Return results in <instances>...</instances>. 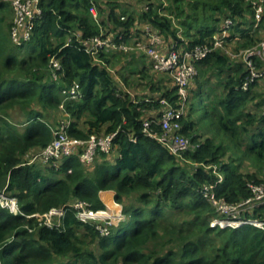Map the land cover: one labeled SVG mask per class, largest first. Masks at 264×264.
Masks as SVG:
<instances>
[{
  "label": "trees",
  "instance_id": "1",
  "mask_svg": "<svg viewBox=\"0 0 264 264\" xmlns=\"http://www.w3.org/2000/svg\"><path fill=\"white\" fill-rule=\"evenodd\" d=\"M158 1L153 9V0H41V15L30 39L17 44L11 38V5L0 0V192L14 196L22 212L13 214L0 205V264H264V229L251 224L225 229L209 226L208 217L216 212L203 188L215 183L217 175L183 164L143 132L144 120L161 116L160 100L178 107L177 86L168 73L153 71L147 56L136 49H101L95 60L82 46L83 40L97 35L135 46L148 41L146 27L164 38L167 46L180 42L171 19L159 13L163 1ZM168 2L163 10L182 25L185 48L211 44L224 18L233 22L228 41L242 40L247 44L243 46H249L264 40L259 32L264 30V12L256 24L253 2ZM235 47L230 44L229 48ZM53 56L61 64L56 79L49 66ZM141 58L147 67L131 69ZM121 59L130 75L138 76L135 97L107 68V62ZM196 67L185 110L192 117L200 104L204 113L202 120L180 116V133L192 144L181 157L194 163H217L223 174V181L213 189L217 198L247 199L251 196L248 183L262 180L239 171L232 156L224 157L233 145L260 172L264 168V92H256L258 80L244 90L246 67L218 49L196 62ZM121 77L128 83V78ZM210 77L216 83L210 84ZM73 82L79 96L65 99ZM60 105L71 118L66 129L70 137L116 133L109 151L98 149L90 163L80 160L79 152L54 162L29 163L31 155L53 139L59 126L53 128L49 112ZM15 109L24 113L22 130L10 120L9 113ZM204 125L206 131L210 127L215 132L214 137L200 139L202 134L195 130ZM106 190L114 192L126 216L109 227L108 235L100 234L98 222H80L70 207L58 226H39L28 217L73 200L102 210L100 193ZM126 198L131 200L125 202ZM263 206L245 215L261 219ZM186 208L194 217L179 223Z\"/></svg>",
  "mask_w": 264,
  "mask_h": 264
},
{
  "label": "built area",
  "instance_id": "2",
  "mask_svg": "<svg viewBox=\"0 0 264 264\" xmlns=\"http://www.w3.org/2000/svg\"><path fill=\"white\" fill-rule=\"evenodd\" d=\"M4 1L10 3L13 12V23L11 27L12 40L17 44H22L24 41H28L34 27L35 20L41 15V0ZM259 10H261V7L257 10L255 9L256 24L260 20ZM90 12L94 17H96L95 8L91 7ZM232 25L233 22L231 19H226L221 30L222 35H219V38L214 35L211 44H197L191 48H185L181 45L184 41H186L185 38H179L180 42L167 46V44L163 43L162 37L158 33L151 31L148 27H146L148 41L135 46H131L124 42L114 43L111 39L106 37L103 38L100 35L83 40L81 43L82 46H84V50L95 60L101 49L128 51L134 47V49L143 52L147 56L149 65L153 71L168 73L169 77L177 86V94L180 99L178 107L172 106L165 99L160 100V102L164 105L161 116L144 120L143 132L147 136L159 141L175 156H181L182 152L187 150L186 147L187 142L189 143V139L184 138L180 133L181 124L179 118L182 116L186 108L188 86L198 74L196 62L205 58L213 50H216V45H219V47L224 50V54L228 55L231 59L243 54V64L248 71V74L242 84V88L244 90L248 88L250 83L260 78H264V40L260 41L256 46L246 50H241L238 53L233 52V50L223 46V44L222 46L219 44L223 43L229 35L226 34V32L230 30ZM49 66L53 71V77L55 79L58 78L59 74H57V72L61 70L59 59L55 56L51 57L49 59ZM65 93V99H77L79 96L78 85L73 82ZM60 107L62 108V105H60ZM262 114L264 115V108L262 110ZM68 126L69 122H61L60 126L54 130V136L51 142L40 151L32 154L29 159V163L34 161H40L43 163H48L50 161L54 162L60 160L64 156L75 154L77 152H79L78 154L80 160L90 163L94 160V156L98 149L109 151L112 140L116 134L110 133L102 137L91 134L87 139H78L69 137L66 131ZM156 126L159 128L158 130L153 129V127ZM131 140L135 141L134 138ZM216 175L217 179L215 183L204 186L203 188L204 197L211 204V206L214 207L217 215L211 219L210 226H219L220 228H237L246 224H251L264 229V220L245 215L246 212L250 213V210L253 211L258 206L263 205L264 183L249 182L248 187L251 191V196L249 198L238 202H227L225 199L217 198L213 194V189L223 181V174L221 172H216ZM0 205L1 207L7 208L13 214H22L16 198L5 194L4 191L0 192ZM68 207L75 210L76 218L80 222H98L96 228L99 229L100 234L104 236L110 233V226H116L123 221L119 219V223H112L111 221L107 222L102 214L103 209L94 210L88 203L80 200H73L67 205H63L61 207H52L44 213H33L28 215V217L35 218L39 226H58L61 223ZM121 211L118 212L119 214L117 218H120L119 215L122 213Z\"/></svg>",
  "mask_w": 264,
  "mask_h": 264
},
{
  "label": "rangeland",
  "instance_id": "3",
  "mask_svg": "<svg viewBox=\"0 0 264 264\" xmlns=\"http://www.w3.org/2000/svg\"><path fill=\"white\" fill-rule=\"evenodd\" d=\"M154 3L156 5H154V8L155 9V6H157L159 4V1L158 0H153ZM163 1L162 4L160 5V7L158 8V11L159 13L161 14H164L167 18H170L171 19V22L173 23L172 25V28L173 29H177L176 31V36L179 37V38H187L186 34H181V29H183L182 25H179L177 23V21H175V19L173 18V16H175L174 14H169L171 12H168V11H165L163 10V8H165V6H168V0H161ZM247 2H253L252 4H254L255 6V9L257 10L259 7H261L262 10H259L260 14H262L264 11H263V2L264 0H246ZM163 3H165V5H163ZM163 10V11H162ZM13 17V15H12ZM177 18V17H176ZM226 19H222L220 21V26L223 27L224 23H225ZM230 31V30H229ZM229 31L226 32V34H229ZM259 32L261 34L262 37H264V30L263 29H259ZM214 35L219 38V35H222V32L221 34L220 33H214ZM162 41L163 43L164 42V38H162ZM178 42H176L175 40L172 42V44H177ZM166 44V43H165ZM221 46L223 44V46L229 48L230 47V44L232 45H235L236 47L234 48L233 52H239L241 50H246L248 48H251V47H254L256 46L257 44H251L249 46H243V45H247L244 41L240 40L238 42H230L227 40V38L223 41V43H219ZM170 45V44H169ZM216 49L220 50V51H224L223 49H221L219 47V45L215 47ZM134 50V47L133 49L129 50V51H132ZM242 55V57H241ZM233 60L237 61V63H243V60H244V56L243 54H240V56H237L235 58H233ZM258 61L260 62V60L258 59ZM125 62L123 59H121L120 61H115V60H111V62H107L106 65H107V68L110 70V72L113 74L115 80L120 84L121 87H123L124 89L126 90H129L131 91L132 90V95L135 97V92H136V89L139 90V87L137 86L136 87V79L138 78L137 75L135 74H132L130 75V70H128L127 68L129 67H125L124 66ZM141 65H146L147 67V64H146V61L144 58H141L138 63L134 65H132L130 68L131 69H137L139 67H141ZM124 75L125 78H128V83H126V81L124 79H122L121 75ZM264 78H260L258 79L257 81V88H256V92L259 94V93H263L264 92ZM133 82V84L131 85L129 82ZM133 89L135 90V92L133 91ZM213 96V95H212ZM257 100H260L259 97H257L256 99V102ZM206 102V99L205 97H203V99H201V103H205ZM263 108H264V104L262 105ZM262 108V110H263ZM197 109H198V112H194V115H192V117H190V115L187 116L188 114V110H184L183 114H182V118L184 119H190V118H193L195 120H199L203 118V113H204V110H203V107L198 104L197 106ZM50 117L48 118V120L50 119V121L52 122V126L53 128L57 127V126H60L61 122L65 121V122H69L71 121V118L70 116L63 111V109L61 107H59L58 109H54V110H51L50 112ZM64 114V115H63ZM63 115V116H62ZM64 116H65V119H64ZM9 117H10V120L18 127L19 130H22L23 129V123L25 121V116H24V113L19 110V109H15V110H12L10 113H9ZM83 121V117L80 119V122ZM181 124V123H180ZM201 125V124H200ZM195 133L196 134H202L201 135V138L200 139H204L208 136H215V132L210 129V127L208 128V131H206L205 129V125L203 126V129L200 128L198 130H195ZM96 135V134H95ZM97 136V135H96ZM104 136L103 133H99L98 134V137H102ZM182 136L184 138H188L187 136L183 135ZM223 133H220V138L221 140H224L225 138L223 137ZM70 137V136H69ZM217 143H220V139H217L215 140ZM226 144H229V141L226 142ZM230 145V144H229ZM190 148H192V144L188 143L187 142V147L186 149L189 150ZM182 156V155H181ZM181 156H177L179 161L182 162L183 164H186V165H191V166H194V167H203L204 169L206 170H210L213 174H216V172H221L220 169H219V166L217 165V163H213V164H204V163H194L192 161H190L189 159H186V158H183ZM228 156H232L233 158V164L238 166V169L239 171H241L242 173L244 174H248V175H256L260 180H262V182H259V183H263L264 181V168L261 166V169L262 171L260 172L258 167L253 164L252 161H250L249 159L247 158H243L241 153L237 152L235 149H234V146L232 145V147L230 148L228 154L224 157V160L227 159ZM222 173V172H221ZM252 182V181H250ZM256 183V182H254ZM111 195V196H110ZM101 197L105 203V206L104 209L102 210V214L104 216V219L108 221H111L112 223H117L119 221V219L123 220L126 219V216H125V213H123V207L120 203H118L115 199H114V192L111 190H107V191H104L102 194H101ZM125 202H128L130 201L131 199H124ZM264 204V203H263ZM112 205V206H111ZM166 209V208H165ZM262 210V212H261ZM121 211L122 213L119 215L120 218H117L118 217V212ZM251 214H252V210H250ZM260 212L263 213V216H261L262 220H264V206L263 208L260 209ZM194 212H187V208L186 210L183 212V214L181 215V217L177 220L174 216V221H178L179 223L181 222H186L190 219H192V217H194ZM124 215V216H123ZM217 216V215H216ZM216 216H210L208 217V224L210 226V221L212 218L216 217ZM107 218H110V219H107ZM37 221V220H36ZM261 221V220H260ZM119 223V222H118ZM211 227V226H210ZM212 228H215V229H225V228H231V227H224V228H220L219 226H213ZM162 242H163V239H160ZM172 245H166L163 249H164V252L166 250H168ZM96 250V248H95Z\"/></svg>",
  "mask_w": 264,
  "mask_h": 264
},
{
  "label": "crops",
  "instance_id": "4",
  "mask_svg": "<svg viewBox=\"0 0 264 264\" xmlns=\"http://www.w3.org/2000/svg\"><path fill=\"white\" fill-rule=\"evenodd\" d=\"M210 79H211V82H210V84H214V83H216V80L214 79V78H211L210 77ZM262 81H264V80H262ZM259 102V100H257V102L256 103H258ZM263 108V106L261 107V109ZM253 109H255V107H253ZM64 115V114H63ZM62 115V116H63ZM65 117V116H64ZM114 155H115V153L113 152L112 153V155H111V157L112 158H114ZM107 191V190H106ZM111 191V190H110ZM104 191H102L101 193H100V197H101V194L103 193ZM101 199H102V197H101ZM102 201H103V199H102ZM103 203H104V201H103ZM104 205H105V203H104ZM106 207V206H105Z\"/></svg>",
  "mask_w": 264,
  "mask_h": 264
},
{
  "label": "bare ground",
  "instance_id": "5",
  "mask_svg": "<svg viewBox=\"0 0 264 264\" xmlns=\"http://www.w3.org/2000/svg\"><path fill=\"white\" fill-rule=\"evenodd\" d=\"M111 196V195H110ZM112 206V205H111Z\"/></svg>",
  "mask_w": 264,
  "mask_h": 264
}]
</instances>
